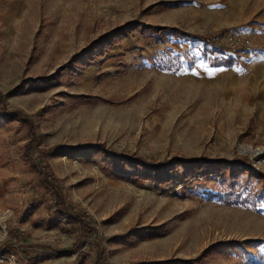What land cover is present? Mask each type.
Returning a JSON list of instances; mask_svg holds the SVG:
<instances>
[{
	"label": "rangeland",
	"instance_id": "obj_1",
	"mask_svg": "<svg viewBox=\"0 0 264 264\" xmlns=\"http://www.w3.org/2000/svg\"><path fill=\"white\" fill-rule=\"evenodd\" d=\"M216 1L0 0L12 236L52 211L61 264H264V156L240 151L264 150L258 39Z\"/></svg>",
	"mask_w": 264,
	"mask_h": 264
},
{
	"label": "crops",
	"instance_id": "obj_2",
	"mask_svg": "<svg viewBox=\"0 0 264 264\" xmlns=\"http://www.w3.org/2000/svg\"><path fill=\"white\" fill-rule=\"evenodd\" d=\"M214 7L213 12L221 17L219 19L227 21L222 27L238 32L250 30L258 39L246 64L251 74L240 82L246 92H254L261 85L258 81H264V0H217ZM59 221L52 211H16L14 226L17 227L13 228L16 232H25L23 236L17 234L16 240L24 246L25 256L34 263L61 264L51 250L53 234L57 232L55 224H60Z\"/></svg>",
	"mask_w": 264,
	"mask_h": 264
},
{
	"label": "built area",
	"instance_id": "obj_3",
	"mask_svg": "<svg viewBox=\"0 0 264 264\" xmlns=\"http://www.w3.org/2000/svg\"><path fill=\"white\" fill-rule=\"evenodd\" d=\"M240 151L247 152H260L253 151L252 147H245L240 145ZM264 156V155H263ZM13 213L11 210L5 209L0 211V264H36L30 257L25 256L24 246L17 242L16 237L12 236V229L10 223L12 221ZM24 231H20L19 235L23 236ZM13 247L14 250L9 249Z\"/></svg>",
	"mask_w": 264,
	"mask_h": 264
},
{
	"label": "bare ground",
	"instance_id": "obj_4",
	"mask_svg": "<svg viewBox=\"0 0 264 264\" xmlns=\"http://www.w3.org/2000/svg\"><path fill=\"white\" fill-rule=\"evenodd\" d=\"M251 153V155H253L256 159H258V160H260L262 157H263V155H264V150H262L261 149V151L260 152H250Z\"/></svg>",
	"mask_w": 264,
	"mask_h": 264
},
{
	"label": "trees",
	"instance_id": "obj_5",
	"mask_svg": "<svg viewBox=\"0 0 264 264\" xmlns=\"http://www.w3.org/2000/svg\"><path fill=\"white\" fill-rule=\"evenodd\" d=\"M243 162H245V160Z\"/></svg>",
	"mask_w": 264,
	"mask_h": 264
}]
</instances>
